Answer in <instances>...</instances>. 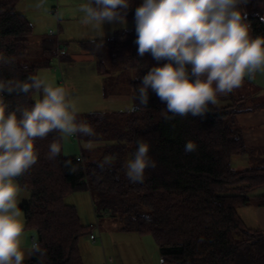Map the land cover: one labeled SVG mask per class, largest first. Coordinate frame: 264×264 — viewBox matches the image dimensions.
Segmentation results:
<instances>
[{
	"label": "trees",
	"instance_id": "trees-1",
	"mask_svg": "<svg viewBox=\"0 0 264 264\" xmlns=\"http://www.w3.org/2000/svg\"><path fill=\"white\" fill-rule=\"evenodd\" d=\"M18 2L0 0V51L15 57L13 65L0 68L2 79L24 80L29 73L49 68L55 58L63 60L64 56L55 50L59 44L55 36L33 40V24L17 11ZM130 5L126 20L135 21L140 0H130ZM240 7L247 12L250 35L264 36V0H247ZM135 39L134 27L84 46L99 59L107 58L111 66L132 72L133 96L151 67L168 62L156 61L149 53L139 56ZM40 56L44 57L41 61ZM35 93L5 94L9 111L17 105L34 104ZM218 101L216 106L209 105L210 112L203 117L177 116L165 122L160 112L166 103L149 88L147 107L135 101V111L85 114L84 121L97 135L83 138L103 145L97 160L89 161L84 152L64 156L58 133L37 138V163L16 180L31 195L20 208L26 227L46 250L43 264H84L80 240L91 228L82 224L76 206L65 202L79 192L90 193L98 223L103 217L119 219L123 231L151 235L164 263L264 264V232L247 228L238 214L239 208L251 203L248 195L264 187V166L233 167L235 157L252 150L237 122L242 112L240 101L231 98L230 104H223L220 95ZM54 139L62 150L56 159L49 160V145ZM138 139L149 143L156 167L145 170L143 183L134 184L127 179L123 165L133 158ZM187 141L197 145L196 151L185 153ZM106 156L112 157L113 163L101 170L97 162ZM68 160L72 163L66 166ZM72 166L78 170L70 171ZM256 203L264 206V198ZM24 264H37L36 256Z\"/></svg>",
	"mask_w": 264,
	"mask_h": 264
},
{
	"label": "clouds",
	"instance_id": "clouds-1",
	"mask_svg": "<svg viewBox=\"0 0 264 264\" xmlns=\"http://www.w3.org/2000/svg\"><path fill=\"white\" fill-rule=\"evenodd\" d=\"M246 3L247 0H143L135 9L134 43L138 55L149 53L156 61L168 62L149 69L133 100L147 107L151 88L166 103V109L160 112L165 122L177 116L203 117L210 112L209 105H218V95H228L241 87L246 77L252 79L257 72L264 73V36L250 35L247 12L240 7ZM130 6V0H86L79 5L83 14L80 23L94 28H103L105 22L125 24ZM14 63L15 57L0 51V68ZM32 91L42 93V98L31 106L17 105L9 111L5 94ZM77 115L69 90L38 73H29L24 80L0 78V264H24L32 256H36L37 264H43L46 250L36 239L26 243L24 212L18 206L23 189L16 178L37 163V138L45 139L50 133H58L59 141L76 135H97ZM136 145L133 158L123 165L127 179L134 184L143 183L145 170L156 167L149 155V143L138 139ZM102 146L93 139L82 143L86 150ZM196 148L193 141H187L184 151L192 153ZM61 150V143L54 139L47 158L56 159ZM65 163L67 166L72 162ZM112 163L113 158L106 156L97 162V167L104 170ZM77 170L76 166L70 168L72 172Z\"/></svg>",
	"mask_w": 264,
	"mask_h": 264
},
{
	"label": "rangeland",
	"instance_id": "rangeland-1",
	"mask_svg": "<svg viewBox=\"0 0 264 264\" xmlns=\"http://www.w3.org/2000/svg\"><path fill=\"white\" fill-rule=\"evenodd\" d=\"M85 2L19 0L17 11L33 24V40L38 42L53 32L59 42L55 50L59 53L60 48V52L64 53L63 60L55 58L49 68L39 70L38 74L69 90L78 109V120H84V115L91 113L131 112L133 110L130 109L135 108L130 87L132 72L111 66L107 58L99 59L84 46L96 40L110 39L118 30H131L135 27V21L126 20L125 24L119 21L105 22L103 28L82 25L80 20L83 14L79 12V5ZM38 4L41 6L37 7ZM43 59L42 56L38 57L39 61ZM41 98L42 93L33 96L34 101ZM83 142L86 140L82 135L63 140L64 156H76L84 152L89 161L97 160L96 157L102 152L101 147L86 150L82 147ZM21 193L28 199L27 194ZM65 202L76 206L82 224L91 228L80 240L84 264H106L110 258L115 264H168L163 262L151 235L123 231L119 219L103 217L101 223H98L93 200L88 192L74 193ZM91 232L97 237L96 242L90 240Z\"/></svg>",
	"mask_w": 264,
	"mask_h": 264
},
{
	"label": "crops",
	"instance_id": "crops-1",
	"mask_svg": "<svg viewBox=\"0 0 264 264\" xmlns=\"http://www.w3.org/2000/svg\"><path fill=\"white\" fill-rule=\"evenodd\" d=\"M143 0H140V5ZM223 104H230V99L239 100L242 112L237 116V122L242 128L246 146L252 150L251 154L235 157L232 161L236 169H249L255 166H264V73L257 72L254 78L244 79L243 84L228 95H220ZM20 194V205L30 200V192L23 190ZM90 194V193H89ZM251 199L249 205L238 209L239 217L249 229H259L264 232V206H259L256 200L264 198V187L248 195ZM25 199V200H24ZM23 201V202H22ZM25 220V217H24ZM26 243L35 239L34 232L26 227ZM30 260L26 259L24 263Z\"/></svg>",
	"mask_w": 264,
	"mask_h": 264
},
{
	"label": "built area",
	"instance_id": "built-area-1",
	"mask_svg": "<svg viewBox=\"0 0 264 264\" xmlns=\"http://www.w3.org/2000/svg\"><path fill=\"white\" fill-rule=\"evenodd\" d=\"M49 35H50V36H55V34H54L53 32H50ZM58 50H59V53H61V52H60L61 49L58 48ZM78 160H80V159H78ZM90 240H91L92 242H96V241H97V237L94 235L93 232L90 234ZM106 264H115V262H114V260H113L112 258H110L109 260L106 261Z\"/></svg>",
	"mask_w": 264,
	"mask_h": 264
},
{
	"label": "water",
	"instance_id": "water-1",
	"mask_svg": "<svg viewBox=\"0 0 264 264\" xmlns=\"http://www.w3.org/2000/svg\"><path fill=\"white\" fill-rule=\"evenodd\" d=\"M134 109H136V107ZM133 111H135V110H133Z\"/></svg>",
	"mask_w": 264,
	"mask_h": 264
}]
</instances>
